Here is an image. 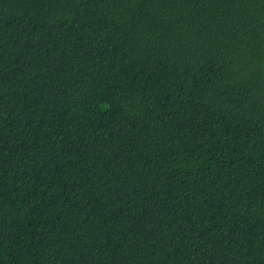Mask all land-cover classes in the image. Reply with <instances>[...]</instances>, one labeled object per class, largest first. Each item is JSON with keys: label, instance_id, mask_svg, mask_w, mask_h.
I'll use <instances>...</instances> for the list:
<instances>
[{"label": "trees", "instance_id": "1", "mask_svg": "<svg viewBox=\"0 0 264 264\" xmlns=\"http://www.w3.org/2000/svg\"><path fill=\"white\" fill-rule=\"evenodd\" d=\"M0 264H264V0H0Z\"/></svg>", "mask_w": 264, "mask_h": 264}]
</instances>
